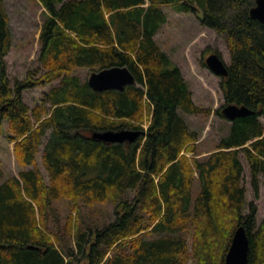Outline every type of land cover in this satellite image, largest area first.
Returning a JSON list of instances; mask_svg holds the SVG:
<instances>
[{"label":"trees","instance_id":"obj_1","mask_svg":"<svg viewBox=\"0 0 264 264\" xmlns=\"http://www.w3.org/2000/svg\"><path fill=\"white\" fill-rule=\"evenodd\" d=\"M36 1L43 9L37 67L12 79L10 17L0 0V143L2 136L14 143L21 168L7 177L0 157V264H186L192 257L225 264L241 226L248 264H264V219L258 224L257 204L248 205L240 156L258 198L264 23L250 15L254 0ZM166 8L197 14L225 38L226 105L254 112L212 145L180 115L212 110L194 102L155 39L168 22ZM115 66L128 67L137 84L97 92L76 74ZM46 86L41 104L29 107L24 92ZM217 114L228 120L222 109ZM123 130L146 134L120 144L94 138ZM204 149L211 153L200 158ZM108 205L115 219L102 222Z\"/></svg>","mask_w":264,"mask_h":264},{"label":"rangeland","instance_id":"obj_2","mask_svg":"<svg viewBox=\"0 0 264 264\" xmlns=\"http://www.w3.org/2000/svg\"><path fill=\"white\" fill-rule=\"evenodd\" d=\"M4 1L9 13L12 31V47L7 56L8 72L12 79H24L29 71L37 67L38 37L42 27L43 18L41 14L43 9L36 0ZM256 2L257 0H254V6ZM165 10L168 14V22L158 32L155 39L173 63L181 69L194 102L204 110H212L209 117L205 115H188L182 112H180V115L187 121L192 130L199 131L202 134L201 141L208 140L212 145L227 133L232 122L221 118L217 114V110H223L226 106L222 89L223 77L218 76L208 67L206 58L214 52L229 66L231 62L229 49L225 38L214 30L202 26L197 14L177 13L171 8ZM94 72L98 71L80 68L76 71V74L81 76L83 80H89ZM50 88L51 86H46L25 91L24 101L31 108L40 105L44 94ZM260 121L264 124V116L260 117ZM147 126L148 122L146 121L144 127ZM46 141L47 138L44 140V144ZM43 147L44 145L41 151ZM210 153L207 149H204L200 158L206 157ZM189 156L192 155L189 154ZM240 156L244 165L243 184L247 189L248 205L250 202L257 204V223L260 224L264 219V177H261L260 194L256 198L251 182L250 165L244 153H241ZM0 157L4 162L6 176H18L21 168L17 165L14 156V143H11L6 136L1 138ZM38 164L47 177L40 155ZM248 205L245 215L249 213ZM107 210L108 213L105 214L104 212L100 217L102 222L115 219L113 206L108 205ZM186 264H197V262L192 257Z\"/></svg>","mask_w":264,"mask_h":264},{"label":"water","instance_id":"obj_3","mask_svg":"<svg viewBox=\"0 0 264 264\" xmlns=\"http://www.w3.org/2000/svg\"><path fill=\"white\" fill-rule=\"evenodd\" d=\"M250 15L264 23V0H257L256 5L251 8ZM208 67L218 76L227 77L228 69L225 62L214 54L207 59ZM90 87L97 92L118 90L123 91L128 85H136V77L128 67L115 66L94 72L88 80ZM246 106L226 105L223 108V115L230 121L234 122L238 118H245L253 115ZM143 131H107L104 133H95L94 138L108 143H124L125 141L134 142L140 136H145ZM250 251V242L247 231L244 226L237 229L232 240L231 247L226 257L225 264H248Z\"/></svg>","mask_w":264,"mask_h":264},{"label":"flooded vegetation","instance_id":"obj_4","mask_svg":"<svg viewBox=\"0 0 264 264\" xmlns=\"http://www.w3.org/2000/svg\"><path fill=\"white\" fill-rule=\"evenodd\" d=\"M215 53L213 52V53H211L207 58H206V64H207V59L210 57V56H212V55H214Z\"/></svg>","mask_w":264,"mask_h":264}]
</instances>
